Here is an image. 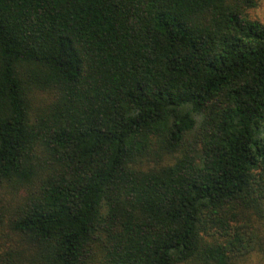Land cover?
Wrapping results in <instances>:
<instances>
[{
	"label": "trees",
	"instance_id": "16d2710c",
	"mask_svg": "<svg viewBox=\"0 0 264 264\" xmlns=\"http://www.w3.org/2000/svg\"><path fill=\"white\" fill-rule=\"evenodd\" d=\"M259 0H0V264H264Z\"/></svg>",
	"mask_w": 264,
	"mask_h": 264
},
{
	"label": "rangeland",
	"instance_id": "374dc122",
	"mask_svg": "<svg viewBox=\"0 0 264 264\" xmlns=\"http://www.w3.org/2000/svg\"><path fill=\"white\" fill-rule=\"evenodd\" d=\"M252 15L254 18H257L264 23V0H259L257 7L252 10ZM239 264H256V258L255 256H249Z\"/></svg>",
	"mask_w": 264,
	"mask_h": 264
}]
</instances>
